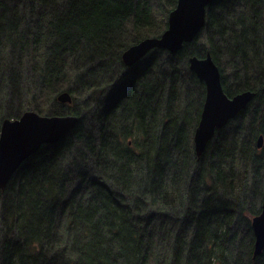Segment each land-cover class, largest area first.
<instances>
[{
    "label": "trees",
    "instance_id": "trees-1",
    "mask_svg": "<svg viewBox=\"0 0 264 264\" xmlns=\"http://www.w3.org/2000/svg\"><path fill=\"white\" fill-rule=\"evenodd\" d=\"M177 1L0 0V129L28 109L79 116L0 189V264H264V0H213L194 40L127 66ZM208 53L229 96H256L197 155L189 57Z\"/></svg>",
    "mask_w": 264,
    "mask_h": 264
},
{
    "label": "water",
    "instance_id": "water-1",
    "mask_svg": "<svg viewBox=\"0 0 264 264\" xmlns=\"http://www.w3.org/2000/svg\"><path fill=\"white\" fill-rule=\"evenodd\" d=\"M213 0H178L170 11L167 28L158 36H146L129 45L122 53L127 66L134 65L154 48L178 52L185 42H191L206 24L207 6ZM189 66L205 82L206 97L199 123L194 133L197 155L203 154L208 142L218 129L223 128L256 96V91L246 89L229 96L224 89L221 72L211 54L192 55ZM57 99L71 102L69 91L59 92ZM76 114H41L28 109L18 118L6 117L0 129V189L10 181L14 172L45 143H55L75 127ZM264 144V135L257 138V147ZM255 233L254 255L264 248V197L261 211L252 218Z\"/></svg>",
    "mask_w": 264,
    "mask_h": 264
},
{
    "label": "bare ground",
    "instance_id": "bare-ground-1",
    "mask_svg": "<svg viewBox=\"0 0 264 264\" xmlns=\"http://www.w3.org/2000/svg\"><path fill=\"white\" fill-rule=\"evenodd\" d=\"M246 124V123H245Z\"/></svg>",
    "mask_w": 264,
    "mask_h": 264
}]
</instances>
